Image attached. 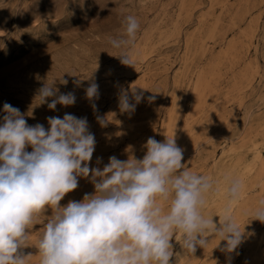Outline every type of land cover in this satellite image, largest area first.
Returning <instances> with one entry per match:
<instances>
[{
	"label": "rangeland",
	"instance_id": "rangeland-1",
	"mask_svg": "<svg viewBox=\"0 0 264 264\" xmlns=\"http://www.w3.org/2000/svg\"><path fill=\"white\" fill-rule=\"evenodd\" d=\"M128 16L139 23L134 42L114 48L111 40H129ZM123 52L133 57L134 66L120 62L117 56ZM197 78L208 85L200 94H195ZM76 80L83 87H75ZM52 82L61 92H75L74 106L57 105L52 111L39 105L37 90ZM91 82L99 85L98 100L85 96ZM121 88L144 93L133 113L118 107ZM149 96L155 101L149 102ZM5 102L19 108L29 125L41 123L46 129L49 116H86L97 142L92 166L101 168L112 155L142 159L149 137L160 142L172 138L166 126L173 112L176 143L184 149L182 164L213 185L201 209L208 217L221 199H229L219 184L233 164L240 161L242 169L251 164V141L264 140V0H0V124ZM97 116L105 117V126ZM97 157L102 164H96ZM78 179L77 189L66 194L61 206L94 192L88 179ZM245 182L248 190L240 205L251 206L238 224L244 242L236 252L224 254L225 241L213 234L205 248L197 247L192 256L185 252L187 263L227 264L230 255L232 264H246L256 250L264 264V223L253 219L260 206L255 201L264 200V173L257 169ZM160 203L167 210V203ZM52 214L46 208L29 230V246L20 250L32 255L27 264H39L36 245ZM180 239L176 233L171 241L170 264L184 251Z\"/></svg>",
	"mask_w": 264,
	"mask_h": 264
},
{
	"label": "clouds",
	"instance_id": "clouds-1",
	"mask_svg": "<svg viewBox=\"0 0 264 264\" xmlns=\"http://www.w3.org/2000/svg\"><path fill=\"white\" fill-rule=\"evenodd\" d=\"M139 23L126 18L129 40H111L120 49L134 42ZM126 66H134L128 52L117 56ZM75 76V75H73ZM54 82V81H53ZM51 84L40 87L35 95L40 104L57 111V105L74 106V91L61 92ZM64 86L68 81L63 80ZM75 87H83L80 80ZM88 100L99 99V85L91 82L84 88ZM155 96L147 97L149 102ZM144 100L136 88L131 94L121 88L118 107L133 113ZM92 107L98 111L95 104ZM0 124V264H27L31 254L20 250L29 246V230L39 222L46 208L48 218L38 240L39 264H170L172 239L176 233L186 253L205 248L215 235L225 241L221 251L231 254L244 242V229L231 216V205L239 201L243 184L229 181L228 206L220 218L205 217L201 209L213 185L208 177L186 170L184 149L174 136L164 142L149 137L142 159L120 160L112 155L103 168L92 166L96 138L87 117L65 113L46 117L44 124L29 125L25 114L5 102ZM101 126L103 116L96 117ZM31 151H28V148ZM103 158L97 157L96 164ZM181 169H183L181 171ZM78 178L88 179L93 193L80 201H60L77 189ZM160 201L167 203V210ZM264 223V200L254 218ZM219 244V243H218ZM232 264V257H227Z\"/></svg>",
	"mask_w": 264,
	"mask_h": 264
},
{
	"label": "bare ground",
	"instance_id": "bare-ground-1",
	"mask_svg": "<svg viewBox=\"0 0 264 264\" xmlns=\"http://www.w3.org/2000/svg\"><path fill=\"white\" fill-rule=\"evenodd\" d=\"M142 55V54H141ZM143 56V55H142ZM185 69V68H184ZM201 73V72H200ZM211 75V74H210ZM213 75V74H212ZM246 76V75H245ZM212 77V76H211ZM245 78V77H244ZM198 79V78H197ZM250 79L251 76H250ZM210 81V80H209ZM204 82V81H203ZM202 80L199 78L198 81H196L195 83H197L195 86V94L199 93L200 91L202 92V89H206V85L207 83H203ZM210 83V82H209ZM208 83V84H209ZM144 84V83H143ZM208 86V85H207ZM101 88V87H100ZM27 90V89H26ZM200 92V93H201ZM199 93V94H200ZM194 102V101H193ZM198 102V101H197ZM143 103V102H142ZM205 103V102H204ZM196 105L198 106V104L196 103ZM200 105V104H199ZM204 107V105H203ZM167 115V114H166ZM168 118V122H167V129H166V133H168L171 137L174 136L175 140H177L178 137V125H177V120L175 119L174 113L173 112H169V117ZM230 123V122H229ZM149 124V123H148ZM230 126V124H229ZM187 128V127H185ZM186 133V132H184ZM187 135V134H186ZM190 136V135H189ZM159 137V136H158ZM187 137V136H186ZM190 138V137H189ZM241 138V137H240ZM160 139V138H159ZM161 141V140H160ZM247 146V145H246ZM232 148V147H231ZM233 150L231 149L230 152H232ZM250 151L253 153V161L251 164H248L246 166L243 167V169L241 168L242 165L240 163V161H237L235 164H233V169L232 172L229 174V176H227L223 181L220 182L219 184V188H220V192L221 194H228V187H229V181L235 178H242L241 182L243 184V191L241 194V197L239 199L238 202H236L235 204L231 205V216L235 219V221L239 224V222L241 221V217H242V212L246 211L247 209H249V207L251 206L250 204H244V205H240L242 199L244 198V196L247 193L248 190V184L245 182V179H248V177H250L257 169L259 170V172L264 173V140L263 141H256V140H252L251 144H250ZM225 154V152H224ZM223 154V155H224ZM242 169V170H239ZM256 179V177H255ZM261 189V187H260ZM261 194V193H260ZM259 195V194H258ZM264 199V198H263ZM262 200V196L259 197L256 202H260ZM206 204V203H205ZM228 206V200H223L221 199L219 206L217 208V210L215 212H213L212 214H210L208 217H213V221L214 223L217 225V227L220 226V218L219 217H223L224 215V210L225 208ZM209 208V207H208ZM206 213V212H205ZM254 213V212H253ZM252 214V213H251ZM212 236V235H211ZM217 239V237H216ZM259 244V243H258ZM257 244V245H258ZM213 245V244H212ZM252 246V245H251ZM217 247V246H216ZM256 247V245H255ZM250 248V247H249ZM257 248V247H256ZM255 248V249H256ZM254 249V250H255ZM256 251V250H255ZM255 251H253V255L249 258L248 262L246 264H260V260L262 258V254H258L255 253ZM225 254V252H224ZM260 255V256H259ZM192 256V255H191ZM197 255H195L196 257ZM228 257V256H227ZM233 257V256H232ZM248 257V256H247ZM221 258H224L221 256ZM190 259V258H189ZM195 259V258H194ZM233 259V258H232ZM247 259V258H246ZM198 260V259H197ZM221 262H223L224 260L221 259ZM226 261V260H225ZM196 262V261H195ZM226 263V262H225ZM175 264H191L186 262V253L185 250L176 258ZM193 264V263H192ZM224 264V262H223Z\"/></svg>",
	"mask_w": 264,
	"mask_h": 264
}]
</instances>
